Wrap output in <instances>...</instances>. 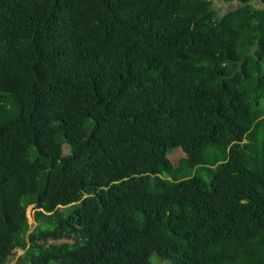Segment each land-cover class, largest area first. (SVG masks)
Instances as JSON below:
<instances>
[{"label":"trees","instance_id":"trees-1","mask_svg":"<svg viewBox=\"0 0 264 264\" xmlns=\"http://www.w3.org/2000/svg\"><path fill=\"white\" fill-rule=\"evenodd\" d=\"M221 1L0 0V264H264V0Z\"/></svg>","mask_w":264,"mask_h":264},{"label":"rangeland","instance_id":"rangeland-1","mask_svg":"<svg viewBox=\"0 0 264 264\" xmlns=\"http://www.w3.org/2000/svg\"><path fill=\"white\" fill-rule=\"evenodd\" d=\"M254 6H259V2L257 0H253L251 2ZM213 6H214V9L216 10V12L219 14V15H223L224 13H226L227 11L229 10H233L235 9L238 4L236 2H224V1H221V0H214L213 2ZM66 150H68V148L66 146L63 147V151L64 152H67ZM185 157V154L183 151H181L180 148H175V150H173L170 154H169V160L171 161V163L174 165V166H177L179 161ZM204 177L205 180H209L210 179V176L209 174L206 173V171H202L201 173ZM70 208L69 207H66L62 210H69ZM31 228L34 227L35 225V222L33 221V212H31ZM50 243H59V242H62V241H53V240H50L49 241ZM17 255L12 257L9 261L8 264H15L16 262V257L21 255L22 254V251L21 250H17ZM151 264H172L170 261L166 260V259H162L160 258L158 255L156 254H153V256L151 257Z\"/></svg>","mask_w":264,"mask_h":264}]
</instances>
